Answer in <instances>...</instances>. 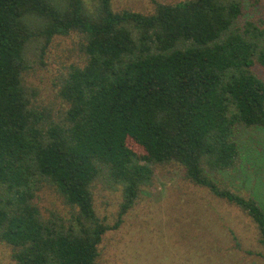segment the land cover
Returning <instances> with one entry per match:
<instances>
[{"label":"trees","instance_id":"16d2710c","mask_svg":"<svg viewBox=\"0 0 264 264\" xmlns=\"http://www.w3.org/2000/svg\"><path fill=\"white\" fill-rule=\"evenodd\" d=\"M111 1L0 0V244L15 264H98L152 167L173 164L254 228L246 249L235 239L209 253L264 260V209L217 181L238 165L239 129L264 130L261 0L155 3L148 15ZM71 32L84 62L60 75L54 112L25 77ZM97 183L120 189L112 225L94 209ZM51 194L60 207L42 206Z\"/></svg>","mask_w":264,"mask_h":264},{"label":"rangeland","instance_id":"374dc122","mask_svg":"<svg viewBox=\"0 0 264 264\" xmlns=\"http://www.w3.org/2000/svg\"><path fill=\"white\" fill-rule=\"evenodd\" d=\"M183 1L186 0H112L111 8L114 12L127 10L148 15L154 12L155 3L171 5ZM260 4L264 8V0ZM255 12L258 14L259 10ZM82 43V35L71 32L53 39L42 58V66L31 57L34 69L25 77V83L34 89L37 105L54 112L64 108L57 96L58 79L71 65L83 64L79 51ZM256 72L264 78L263 71ZM238 134L241 155L238 165L218 175L217 181L243 197L254 198L264 209V130L241 127ZM152 169V183L141 191L119 227L103 237L98 264H223L221 256L227 252L212 255L209 251L213 243L224 249L233 247L235 239L242 243L243 249L250 245L254 228L240 211L185 180L182 169L176 165ZM46 197L42 206L50 208L48 204L53 202L60 207L59 199L52 194ZM93 201L97 215L114 224L121 203L120 189L97 183ZM231 254L233 264H264V260L243 253ZM0 264H15L9 248L2 244Z\"/></svg>","mask_w":264,"mask_h":264}]
</instances>
